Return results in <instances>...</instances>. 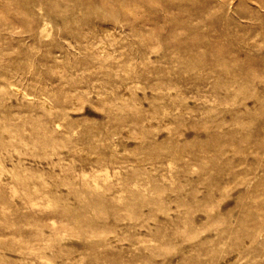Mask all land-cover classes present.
Masks as SVG:
<instances>
[{
  "label": "rangeland",
  "instance_id": "374dc122",
  "mask_svg": "<svg viewBox=\"0 0 264 264\" xmlns=\"http://www.w3.org/2000/svg\"><path fill=\"white\" fill-rule=\"evenodd\" d=\"M0 264H264V0H0Z\"/></svg>",
  "mask_w": 264,
  "mask_h": 264
}]
</instances>
